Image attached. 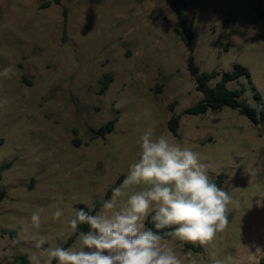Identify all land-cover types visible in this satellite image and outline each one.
Listing matches in <instances>:
<instances>
[{
    "label": "rangeland",
    "instance_id": "1",
    "mask_svg": "<svg viewBox=\"0 0 264 264\" xmlns=\"http://www.w3.org/2000/svg\"><path fill=\"white\" fill-rule=\"evenodd\" d=\"M176 1L194 19L196 64L220 73L210 85L243 65L251 80L240 77L228 88L246 89L240 100L259 109L264 0ZM179 27L167 0H0V166L13 163L0 180V264H22L23 257L32 264L33 255L44 264L46 249L79 248L78 238L67 245L76 233L69 221L125 180L148 131L197 152L212 181L222 176L220 188L233 198L229 224L212 242L170 246L181 257L191 251L197 264H260L264 135L231 107L185 113L203 95ZM107 75L113 81L103 92ZM173 115L181 117L177 134L169 129ZM115 119L111 133L95 138ZM146 187H126L120 200ZM56 208L64 213L59 220L52 217ZM40 209L34 228L30 217Z\"/></svg>",
    "mask_w": 264,
    "mask_h": 264
},
{
    "label": "clouds",
    "instance_id": "2",
    "mask_svg": "<svg viewBox=\"0 0 264 264\" xmlns=\"http://www.w3.org/2000/svg\"><path fill=\"white\" fill-rule=\"evenodd\" d=\"M140 147L139 159L129 166L123 185L103 202L102 210L89 214L79 209L69 221L74 233L80 225L88 226L87 232H79L80 247L46 249L44 264H52L53 259L58 264H197L191 251L181 257L170 243L204 246L227 228L233 198L212 181L197 152L164 135L153 138L151 131L141 137ZM133 185L147 187L121 201L126 195L123 189ZM43 211L31 214L32 227H40ZM153 212L156 232L145 226ZM63 215L56 208L52 217L59 220ZM164 229L172 230L160 234ZM45 242L41 239L37 247ZM29 260L41 264L36 255ZM213 264L225 261L215 259Z\"/></svg>",
    "mask_w": 264,
    "mask_h": 264
},
{
    "label": "trees",
    "instance_id": "3",
    "mask_svg": "<svg viewBox=\"0 0 264 264\" xmlns=\"http://www.w3.org/2000/svg\"><path fill=\"white\" fill-rule=\"evenodd\" d=\"M56 4H61L62 0H53ZM169 7L176 13L177 18L179 20L180 27L177 30L178 33L181 35L182 41L186 49L191 53L189 57V70L196 82V89L203 95V98L196 103L195 105L191 106L186 110V114L188 115H201L206 114L208 110L212 111H219L223 107H231L234 109H238L240 113L246 116L251 123L259 130L260 135H264V103H262V96L259 92L255 91L256 99L261 102L260 108H254L246 103L242 102L240 98L245 93L246 89L241 90H230L228 88V83L231 81H235L240 77L246 76L251 80L250 71L244 67L243 65L237 64L235 69L230 72H226L223 74L222 79L215 85L211 86L210 82L220 76V73L217 71L209 72H201L200 67L196 64L194 58V51L197 47L196 35L194 31V19L190 17V15L185 11L184 5L176 0H167ZM51 5V3H47V6ZM264 17V12L261 14ZM227 49L229 47L227 46ZM113 81L112 75H107L105 80V85L103 92L106 91L109 84ZM157 89L160 90V86H157ZM161 91V90H160ZM171 111L174 112V106H171ZM180 116L173 115L172 119L169 121V129L177 134L180 128ZM117 123V119L108 122L106 125L102 126L98 130L95 131V138L99 137H106L109 133H111L115 125ZM12 162L4 163L0 166V180H2L3 172L5 169L10 168L12 166ZM124 181V177H121L117 184L112 187V189L108 192L107 197L105 200L111 198L114 189L120 187ZM217 186L222 187L223 184V177L220 176L217 181ZM6 196V192L0 191V200ZM104 202V201H103ZM103 202L98 203V205L91 209L85 205H81L79 209H83L85 212L89 214H96L102 207ZM151 213L147 220L145 221L146 229H151L152 231L156 232L157 230L154 227V224L151 220ZM172 229H164L161 230L163 235L164 232L171 231ZM80 231L87 232L88 226L87 225H80L78 230L76 231L75 235L69 240L68 246H70L79 235ZM180 242V241H177ZM67 246V247H68ZM187 247H191L187 245ZM197 251V249H196ZM22 264H31L26 257L21 259ZM52 264H58L56 260H53ZM260 264H264V257L260 259Z\"/></svg>",
    "mask_w": 264,
    "mask_h": 264
}]
</instances>
